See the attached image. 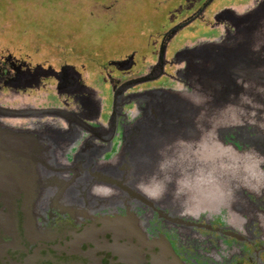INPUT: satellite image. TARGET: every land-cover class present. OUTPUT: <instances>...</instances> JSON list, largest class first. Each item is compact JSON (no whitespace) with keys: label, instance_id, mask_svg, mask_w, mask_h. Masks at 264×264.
I'll list each match as a JSON object with an SVG mask.
<instances>
[{"label":"rangeland","instance_id":"obj_1","mask_svg":"<svg viewBox=\"0 0 264 264\" xmlns=\"http://www.w3.org/2000/svg\"><path fill=\"white\" fill-rule=\"evenodd\" d=\"M203 1L205 0H0V56L23 54L24 57L32 56V61L35 62L47 59L50 64L61 62L65 66L59 72L62 76L71 74L67 79L70 80V85L74 81L72 87L77 84V80L81 79V73H83L84 80L93 88L100 89L103 86L105 90L111 88L110 94L113 100L111 116L106 126L103 124L98 128L99 134L96 135L100 138L102 130L105 132L104 139L101 142H94L93 139L94 144H90L88 148L82 150L79 158L84 161L78 168L74 167V163L71 161L65 164L56 161L53 163L50 174L57 177L61 173L60 175L64 179L58 178V182L62 183V186L71 181L70 178L75 175L76 171L83 169L82 175L100 176V181L94 178L96 180L95 187L92 182L91 184L86 182L89 184L86 185L89 186L86 189L91 190L94 187L95 193L99 191L112 196L117 193L114 197L116 203L114 207L141 206L148 211V217L155 213L159 217L162 216L165 224L175 227L180 225L178 223L182 217L185 220V217L204 213H210V215L222 213L223 216L229 217V208L226 205L231 204L233 206L231 209H235L234 206L239 207L244 204V198L251 205L250 208H246L249 212L259 213V216L264 217L263 134L251 131L249 126L245 127V132L232 130L220 133V136L223 135L225 143L229 142L231 147L235 145L238 152L240 150L249 154L250 158L246 160L248 161L247 165L250 163L253 167L251 172L256 177L247 182L240 178L242 176L240 173L239 179H234L235 181L232 182L242 189L239 193L244 197L223 194V190L228 189H225L224 179L221 178L222 173H226L225 165H222L224 162L221 163L217 159L211 161L209 155H204V158L201 159L196 156L190 158L191 151H189V159L185 166L188 172L185 170L184 173L197 175L193 172L196 170V162L199 161L206 171L197 176L211 177L212 175L213 181H193V178L192 181H187L189 178L179 175L182 173H179L178 169L175 170L174 162L171 161L173 154L179 150L172 148L180 146L188 148V145H191L178 141L179 132L176 129L168 132V124L175 122L182 124L185 121L190 124L198 120V117L194 116L195 111L187 110L181 104V100L180 102L175 101L176 105L173 107V111H169L170 114L164 113V109L171 108L172 97L181 98L184 95L185 99L200 98L203 103H206L204 101L206 100L212 104L217 99L213 93L205 90L207 87L211 86L217 89L227 84L228 87L233 84L237 86V83L242 81L243 85L235 87L232 91L239 96L237 101L244 96L251 95L257 100L260 97L264 98L262 95L264 85L256 82L257 79L262 80L263 68L256 66L257 70H253V73L250 71L251 76L249 77L250 73L247 72L249 69L237 66L233 80L230 75L218 77L216 71L213 70L215 78L219 79L218 84L213 85L215 78H212L209 73L215 64H208L209 57L215 55L210 52L217 45L236 39L238 33L234 28L236 24L233 19L234 14L237 13L238 17L248 16V20H253L254 24L260 28L264 26V0H209L205 5V11L197 14L196 10ZM252 5L253 10L246 12V9ZM262 6L263 8H260ZM244 12L246 13L243 14ZM209 20L212 25L208 24ZM260 28H256L255 34H264V29ZM221 47L222 52L217 54H223L227 50L226 45ZM236 49L238 48L236 47ZM131 50H135L136 53L133 55L130 53L125 57ZM154 51L155 54L152 56L151 53ZM45 52L47 54H44ZM198 53L206 54L204 58L200 59L202 54L197 55ZM258 59L259 62H262L264 54H260ZM222 61L227 64L230 62V58ZM65 62L69 64H64ZM68 65L74 69V72L67 69ZM116 68L118 71L125 70L126 72L119 82L114 80V78L116 79V75H114ZM109 76L114 80L112 81L113 86ZM253 76L255 78L259 76V78L255 81ZM208 77L212 79H207ZM123 79L127 80L126 84L129 85L126 95L116 88L120 86ZM81 90L78 95L84 94L95 104V99H97L95 96L99 94L93 96L83 89ZM212 92L215 93L214 90ZM35 95V103L39 106L51 103L49 98H53L39 91ZM84 100L86 101V99ZM237 104L240 103L233 105ZM2 106L5 109L9 108V104L6 102H3ZM157 109L162 110L155 113ZM122 112L125 113V121L122 124L118 148L111 151L107 149L106 141L111 132L109 129L115 126V119L117 117L118 121ZM148 113L157 117H148ZM3 119L14 126L20 123V120ZM21 120L24 119L21 118ZM152 122L156 123L158 129L149 127ZM212 124L214 129L222 126L220 120L212 121ZM140 126L142 129H138ZM191 127H195L202 136L208 134L209 126H205V124L197 122L196 126L191 125ZM127 133H132L135 138H137V133L142 135L141 139H138V145L145 148L141 156H149L148 160L154 164L146 171L138 165V160H135L131 167L133 173L139 177L141 174H150V172L162 173L158 177L161 179H158L157 183H147L148 189L144 182L133 183L132 187L136 192H141L138 193L141 196L140 198L129 197L128 201L120 200V194L124 192L120 183L107 181L109 179L106 178V176L117 175L116 173H123V171L116 172L118 165L115 162L121 154L119 148L124 147L122 141ZM146 134H148L147 139ZM183 134L186 139H190V135L186 134V131H183ZM185 150L181 149L183 152ZM214 151L211 152L214 153ZM92 152L95 155L89 160L91 156L88 155ZM82 154L85 158L81 156ZM221 156L219 155L217 158L220 159ZM235 164L234 170L241 171V164L238 163L239 167L237 163ZM65 169L67 171L64 173L62 170ZM173 172H177L178 176L174 177ZM163 177H166L165 181ZM77 180H72V183ZM180 180L181 182H177ZM77 189L79 188L75 187L73 190ZM46 190H50V186ZM209 190H212L213 193H208ZM102 198L80 208H83L82 211L89 212V208L93 207L96 212H100L97 208ZM61 199L58 200L61 206H66L68 205L66 202H71L68 199ZM15 203L16 206H21L22 198H16ZM0 209L4 210L3 212L8 211L6 207L0 206ZM81 209L79 210L81 211ZM244 215L237 217L238 220L242 219L239 223H245L248 220ZM3 223L10 226V223L4 222L0 218V226ZM0 229L3 230L2 227ZM0 233H2L1 230Z\"/></svg>","mask_w":264,"mask_h":264},{"label":"flooded vegetation","instance_id":"obj_2","mask_svg":"<svg viewBox=\"0 0 264 264\" xmlns=\"http://www.w3.org/2000/svg\"><path fill=\"white\" fill-rule=\"evenodd\" d=\"M208 1L205 0L199 5L197 14L205 11ZM208 24L212 25L210 20ZM155 51L151 53L152 56ZM130 53L133 55L136 51H129L125 57ZM64 66L61 62L50 64L48 59L35 62L32 61V56L24 57L23 54L0 56V109L5 108L2 103L6 102L9 104L8 109L15 115L22 112L23 116H27L20 114L24 119L21 120L19 117L13 118L10 113L0 112V122L11 125L3 118L20 120L17 126L12 124L14 129L41 131L43 123L55 125L59 120L57 117L34 118L31 117L32 113L43 115L47 111L45 108H50V113H78L76 136H72L67 145H64V157L78 168L84 161L79 158L82 150L95 141L101 142L104 139L103 136L94 137L91 129L100 128L103 124L106 126L111 116L113 100L110 87L107 90L104 86L100 89L93 88L84 80L83 73L81 80H77L74 87L56 88L59 71ZM115 71L114 80L119 82L126 72L118 71L117 68ZM109 77L113 86L114 80ZM122 81L116 88L126 95L128 81ZM81 89L99 94L95 96L99 104L96 114L87 115L82 110L80 99L84 94L78 95ZM36 91L52 96V99L49 98L51 103L39 106L35 105V102H29L33 101L32 96H35ZM18 101L21 103L16 106ZM22 105L29 109L36 108V111H22L18 107ZM80 116L87 118L85 120ZM123 121L125 113L122 112L118 121L116 117L113 135L107 142V149L111 151L118 148ZM94 155V152L89 154V160ZM82 172L83 169L76 171L75 175L71 174L75 179L87 177L85 182L81 179L82 182L74 186L84 189L73 190V197H83L81 192L93 191L95 187L92 183L94 187L91 190L86 189L89 187L86 185L91 184V176L82 175ZM49 175L41 177L45 182L39 190V196L49 198L47 202L39 207L33 203L37 208L33 209L32 213L18 206L15 212L17 225L14 233L8 234L4 229H0V264H168L169 260L173 264H264V225L261 216L253 218L251 222L247 220L236 225L229 222V217L223 216L222 213H204L185 217V220L182 217L179 219L180 225L175 227L165 224L162 216L159 217L155 213L148 217V211L141 206H99L97 210L100 212L90 207L89 212L82 211L81 215H78L69 207L59 205L58 199L55 198L65 195L60 189L62 183L53 182ZM49 186L50 190H46ZM2 195L4 196L3 192ZM0 206L3 207L1 201ZM164 248L174 257L160 258L159 250L163 249L164 252Z\"/></svg>","mask_w":264,"mask_h":264},{"label":"water","instance_id":"obj_3","mask_svg":"<svg viewBox=\"0 0 264 264\" xmlns=\"http://www.w3.org/2000/svg\"><path fill=\"white\" fill-rule=\"evenodd\" d=\"M261 8V7H260ZM253 15V14H252ZM255 15V14H254ZM248 16L245 17H237L233 16V19L235 21L234 28L237 31L236 39H232L233 41H229L227 43H222L216 46L213 51L210 53H213L215 55L210 56L208 60V64L211 65L215 64V67L210 69V76L212 78H215V74L213 73V70L216 71L215 73L220 76L230 75L232 80L234 77V74L236 72V68L241 67L242 69L245 67L249 69L247 72L253 73L252 71L256 69V66L259 68L264 69V60L262 62H259L258 57H260V54H264V34H255L257 31L256 28H260L258 25L254 24L253 20H248ZM261 30L264 29V26L260 28ZM238 42V43H237ZM223 45L227 46V50L223 54H217L222 52ZM237 47L238 49L233 48ZM242 46V47H241ZM263 47V48H262ZM242 48H244L242 50ZM202 53H198L197 55H201ZM206 53H203L200 56V59L204 58V55ZM230 58V62L227 64L223 63V59ZM67 69L69 71H72V68L67 66ZM257 70V69H256ZM63 72V71H62ZM251 73L248 75L251 76ZM211 77H208L207 79H212ZM253 78L256 79L253 76ZM262 80L257 79V83L264 85V75L261 77ZM57 83L58 88L62 87H69L72 88L73 85L66 84L64 81V84L62 82V75L61 72L59 76L57 77ZM241 81V80H238ZM219 82L218 78L214 79L213 85H217ZM225 84H227L225 82ZM237 86L243 85V82L237 83ZM233 84V86H229L228 84L226 86H222L220 88H212L211 86L206 88V91H209L214 94L216 101H213L212 104L208 103L206 100H204L206 103H203L201 99L194 98V99H185V97L177 98L172 97L173 104L171 103V108L164 109V113L170 114L169 111H173V107L176 105L175 101L181 100V104L187 108V110H193L195 111L196 117H198L197 122L199 124H205V126H209L208 134L206 136H202L199 134V131L195 127L196 126L195 121L191 122L190 124L188 121L178 123H172L168 124V132H171V130H177L179 133V140L183 143H188L191 146L188 145V148L186 146H180L172 149H179L176 154H173V158L171 161H173V165L175 167V170L178 169V172L182 173L179 175H184L185 178H189L187 181H204L209 180L213 181L212 175L211 177H199L197 175L201 174L203 171H206L203 169L202 165L199 161L196 162V170L193 173H196L197 175L193 174H185L184 172L187 171V161H188V154L189 151V157L193 158L194 156L198 157L199 159L204 158V155H209L211 161H216V159L223 163L222 165H225V171L226 173H222L221 178L224 179L225 182V189L223 190V194L228 195H235V196H242L241 195L242 189L237 187L236 184H232L234 179H239L240 173H242L241 177L243 180L249 182L250 179L255 178L256 175L251 172L253 171V167H251L250 163L248 164L249 154L243 151L238 152L237 147L233 145L230 146V143H225V139L223 138V135L221 132H228L232 130H238V131H244L245 127L249 126L251 128V131L255 132L257 134H263L264 135V98L260 97L259 100H257L253 95L251 96H244L239 101H237L236 94L232 93V91L237 87ZM264 89V88H263ZM212 90L215 91L212 92ZM264 95V92L263 94ZM198 97V94H197ZM80 102L85 103L86 101L81 98ZM160 103V102H159ZM234 103H240L237 105H233ZM247 110H246V109ZM148 110V108H146ZM162 109H157L155 113L161 111ZM241 110V111H239ZM89 109L87 108V112ZM0 112L9 114L11 116L17 117L18 115H15L13 111H10V109L2 108L0 109ZM45 114L52 115V116H58L59 113H62V111H55L56 113H50L51 110L47 109L45 111ZM147 113V111H146ZM145 113V115H146ZM23 115V114H21ZM42 114H36V116H41ZM62 115H65V113H62ZM35 116V115H34ZM148 117H157L156 115H149ZM185 116V115H184ZM252 119V120H251ZM221 121V127L213 128L212 127V121ZM81 124V123H80ZM148 124V123H147ZM194 124V125H193ZM72 125V124H70ZM144 125V122H143ZM45 127L41 131H35V135H31L30 132H26L27 130H15L12 125L9 124H3L0 122V201L3 204V207H6L8 211L3 212L2 209H0V218L5 222L10 223V226L4 225V223L1 225L4 229L5 233L8 232V234L14 233L16 230V220H15V212L18 208V205L16 206L15 199L16 198H22V204L20 208L22 210H28L33 211V209L39 207L40 205L43 206L48 200V197H42L39 196L40 189L45 182V179H42L44 175H49V173L52 171L53 163L56 161L57 163L61 162L65 164V157L63 156L62 151H64V145H67V141L65 140L69 134L70 131H74L75 129L72 128V126H69L68 123H66V129H64L61 126H54L51 124H44ZM156 123H150V128H157ZM69 127V128H68ZM138 129H142V126H140ZM158 129V128H157ZM98 130V129H97ZM96 130V131H97ZM114 127L112 129H109L110 134L108 135L107 142L110 140L109 138L113 135ZM182 130V131H181ZM183 131H186V134L190 135V139H186V136H184ZM213 131V133H212ZM217 131V132H215ZM26 132V133H24ZM249 133V132H248ZM105 134V133H104ZM104 134L102 135L104 137ZM182 135V136H181ZM141 134L137 133V138L133 136L132 133H127L126 137L124 138V141H122V146L124 147L119 148L121 151V154L118 156L117 162H115L118 167L116 172L123 171V173L117 175H110L106 176L107 181L112 182H119L123 193L120 194V200H129V197H138L140 198L141 192H136L132 186H134L133 183L140 182V183H146V188L148 189V184L150 182H156L158 178L160 177V174H157V172H150V174H141L137 175L136 173H133L132 166L134 165L135 160H138V165L142 167L144 170L148 171L150 167H153V162L150 159L149 156H141L142 152L144 151V147H141L138 145L139 140L141 139ZM148 134H146L147 139ZM200 136V137H199ZM123 138V137H122ZM177 141V140H176ZM186 147V148H182ZM122 149V150H121ZM181 149H186L185 152L181 151ZM215 150L214 153L211 151ZM155 153L153 154V156ZM222 155V158H217V156ZM83 156V154H82ZM141 156V157H139ZM153 158V157H152ZM235 160V161H233ZM254 160V159H252ZM235 163H240L241 166L238 164V167L240 166V170H234ZM67 165V164H66ZM73 165V164H72ZM208 166V165H207ZM68 169V168H67ZM186 170V171H185ZM64 173L67 171L62 170ZM150 171V170H149ZM188 172V171H187ZM250 172V173H248ZM174 177L178 174L177 172H173ZM59 173V176H52V174L49 175V179L52 178L53 182L58 181L59 179H64L61 177ZM100 174V173H99ZM239 174V175H236ZM250 175V176H248ZM178 176V175H177ZM176 176V177H177ZM100 177V176H99ZM98 176L92 175L91 182L95 184L96 180L94 178H97V181H100V178ZM74 177H71L69 183L67 185H60L61 190L63 192L62 199H68L71 202H66L72 211L77 212L78 215H81L82 209L80 207L90 204V202L93 198L95 201L96 199H99L100 197H103L100 201L99 206H107L114 207L116 204L114 201V197L117 194L109 195L107 193L96 191L88 192L84 191L81 192L82 196L73 197V188L74 186L79 185L82 180L79 178V183L77 181L75 183H72V180H74ZM85 180V178H83ZM166 177H163V180L165 181ZM48 180V179H46ZM83 180V182H85ZM102 180V179H101ZM52 182V183H53ZM177 182H181L177 181ZM186 182V181H182ZM141 186V184H139ZM150 185V184H149ZM231 185V186H230ZM137 186V184H136ZM139 187V186H138ZM220 188V187H219ZM218 188V189H219ZM84 187H79V190L82 191ZM223 189V188H222ZM25 191V192H24ZM126 191V192H125ZM220 191V189H219ZM3 192L4 196H1V193ZM208 193H213L212 190L207 191ZM217 192V191H214ZM125 193V194H124ZM146 196V195H145ZM70 197V198H65ZM99 197V198H97ZM117 198V197H116ZM60 199V198H55ZM61 199V200H62ZM128 199V200H127ZM123 201V202H126ZM244 204L241 206H234L235 209L231 204L226 205L229 208L228 215H229V222L238 224L241 222V218L238 220L237 217L244 215L248 219V221H252L254 216H259V213H251L246 208H250L249 202L244 198L243 199ZM35 203L38 205L35 207L33 204ZM75 205V206H73ZM245 205V206H244ZM77 206V207H76ZM81 209V211L79 210ZM232 210V212H231ZM258 212V211H257ZM262 224L264 225V217H261ZM264 228V226H263ZM165 249V248H164ZM127 254V252H126ZM161 256V257H160ZM159 257L160 258H173L174 256L171 254V252L162 250H159ZM169 260V259H168ZM167 260V261H168ZM166 262V261H165ZM172 261L169 260L168 264Z\"/></svg>","mask_w":264,"mask_h":264},{"label":"crops","instance_id":"obj_4","mask_svg":"<svg viewBox=\"0 0 264 264\" xmlns=\"http://www.w3.org/2000/svg\"><path fill=\"white\" fill-rule=\"evenodd\" d=\"M253 5H252V7H249L248 9H246V12H250V11H252L253 10ZM261 8H263V6L261 7ZM254 10H256V9H254ZM246 12H244L243 14H245ZM238 14H240V13H238ZM237 16V13L236 14H234L233 16ZM238 17V16H237ZM61 71V70H60ZM72 72H74V69L72 68ZM71 74H69L68 76H70ZM68 76H62V82H63V84H64V81H65V83L66 84H70L71 82H70V80H68L67 79V77ZM81 80V79H80ZM58 82V81H57ZM72 85H74V81H72ZM56 88H58V83H56ZM37 92V91H36ZM87 93L88 94H91V95H93L94 93L93 92H91V91H87ZM34 94H36V93H34ZM94 96H95V94H94ZM32 97H34L32 100L33 101H29V102H35V97H36V95L35 96H32ZM96 98V97H95ZM83 99H86V102L85 103H81L82 104V110H84V112L87 114V115H89V114H96L97 112H98V109H99V104H98V98L97 99H95V104L93 103V101L92 100H90L89 98H87V96H84V98ZM19 103H21V102H17V104H19ZM85 104V105H84ZM35 105H36V103H35ZM18 107H20V110H22V111H33V112H35L36 111V108H26L25 106H18ZM87 108L89 109V111L87 112ZM45 109H50V108H45ZM62 113H65V115H62ZM62 113H59L58 114V116H52V115H48V114H43V115H41V116H36V113H32V115H31V117H34V118H41V117H57V120H59V123L58 124H55V125H57V126H61V127H63L64 129H66L65 127H66V123H68V125L69 126H72V128H74L75 129V133H74V131H70L69 132V134H68V136H67V138L65 139L67 142L69 141V139L70 138H72V136H76V127L75 126H77L76 125V121H77V119H78V113H77V115H76V113H72V112H64V111H62ZM29 115H30V113H29ZM28 115V116H29ZM35 115V116H34ZM23 116V115H22ZM22 116H20V115H18L17 117H19V118H22ZM10 117V116H9ZM17 117H14L13 116V118H17ZM23 117H27V116H23ZM81 117V116H80ZM81 118H85V120H86V118H87V116H82ZM88 118H89V116H88ZM92 118V117H91ZM64 122V123H63ZM44 124H50L49 122H46V123H43L42 125H43V127H45L44 126ZM70 124H72V125H70ZM51 125H54V124H51ZM54 125V126H55ZM65 126V127H64ZM69 128V127H68ZM98 128H96V127H93L92 129H91V131H92V133L94 134L93 136L94 137H96V135H98L99 134V132H97L96 130H97ZM15 130H18V131H20V130H23V129H15ZM26 132H30L31 133V135H35V131L33 130V131H31V130H27ZM97 133V134H96ZM105 132L104 131H100V135L102 134H104ZM27 134V133H26ZM96 134V135H95ZM101 135V136H102ZM66 151V150H65ZM63 153V156H64V154L66 153V152H62ZM67 158V157H66ZM66 158H65V162L67 163L68 161L66 160Z\"/></svg>","mask_w":264,"mask_h":264}]
</instances>
